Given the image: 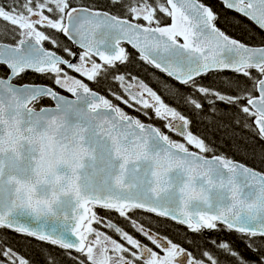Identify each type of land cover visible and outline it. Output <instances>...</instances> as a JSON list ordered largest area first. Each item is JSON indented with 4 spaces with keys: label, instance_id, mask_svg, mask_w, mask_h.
<instances>
[{
    "label": "snow or ice",
    "instance_id": "1",
    "mask_svg": "<svg viewBox=\"0 0 264 264\" xmlns=\"http://www.w3.org/2000/svg\"><path fill=\"white\" fill-rule=\"evenodd\" d=\"M0 264H264V0H0Z\"/></svg>",
    "mask_w": 264,
    "mask_h": 264
},
{
    "label": "trees",
    "instance_id": "2",
    "mask_svg": "<svg viewBox=\"0 0 264 264\" xmlns=\"http://www.w3.org/2000/svg\"><path fill=\"white\" fill-rule=\"evenodd\" d=\"M231 15V14H229ZM219 26L221 27H225V25L223 24V17L221 18V22L219 24ZM231 34L233 35H237L239 36L241 34V29L240 28H234L231 32ZM129 51H132L129 48ZM125 69L122 68L121 71H124ZM128 71H131L133 74L135 75H139L140 78L144 79L145 82L149 83L151 86H153L154 88L157 87V82H158V78L162 77V74H160L158 72V70H154L151 66H143L141 64H136L135 62L133 64L128 65L127 68ZM230 74V73H229ZM167 99V97H165ZM169 103H171V101H168ZM181 111H185V109H180ZM141 119H144L143 117ZM229 155H231L232 153H228ZM236 159H240L241 157L236 156ZM183 231L184 229L180 230V237H182L183 235ZM206 236H213L215 237L217 235V233H205ZM220 236H224V233H219ZM196 239H200L199 237H196ZM21 247H24L23 242H21ZM240 247L242 248L243 245H240ZM25 250L34 257L35 260L39 261L41 259L39 253V246L36 245V242L33 241L32 242V247L30 248H25Z\"/></svg>",
    "mask_w": 264,
    "mask_h": 264
},
{
    "label": "flooded vegetation",
    "instance_id": "3",
    "mask_svg": "<svg viewBox=\"0 0 264 264\" xmlns=\"http://www.w3.org/2000/svg\"><path fill=\"white\" fill-rule=\"evenodd\" d=\"M142 118V117H141Z\"/></svg>",
    "mask_w": 264,
    "mask_h": 264
}]
</instances>
